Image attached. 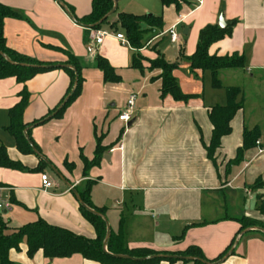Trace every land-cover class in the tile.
<instances>
[{
    "label": "crops",
    "instance_id": "crops-1",
    "mask_svg": "<svg viewBox=\"0 0 264 264\" xmlns=\"http://www.w3.org/2000/svg\"><path fill=\"white\" fill-rule=\"evenodd\" d=\"M129 1L138 3L136 12L125 10ZM113 2L116 8L107 17V24L100 30H93L75 22L90 13L91 0H0L2 5L19 15L4 20L3 32L8 48L37 61L54 63L64 62L66 57L52 48L63 49L80 63L83 79L79 97L60 118H48L45 123L28 128L29 137L38 148L32 155H21L5 130L9 122L8 111L19 101L23 85L13 78L0 80V130L7 134L4 138L0 133V146L6 148L11 160L27 169L37 167L39 160L46 164L40 172L31 173L0 168V183L6 186L0 188V204L10 206L8 210L0 209L7 232L41 219L49 225L93 239V229L81 216L74 195V192L84 191L86 183L91 181L92 204L103 208L96 202L109 201V207L114 206L120 212L114 228L111 222L108 224L116 231L120 220L123 221V238L128 249L175 253L196 246L207 260H216L209 264H264V233L258 228L239 231L235 221L248 217L264 223V216L256 210L257 196L264 197V130L256 124L253 115L250 120L245 113L247 98L243 83L257 82L264 91V0H201L197 8L183 6L179 11L162 7L158 0ZM149 11L152 12L150 15L160 17L159 23L143 27L147 31L144 39H150L154 50L135 51L115 38V34L123 35L111 27L118 13L140 16L148 15ZM219 12L228 25L233 23L231 33L212 44L208 54L243 56L242 69L219 72L220 83L227 77H238L243 81L229 86L221 83L219 89H213L211 84L210 87L223 90L224 97L226 88H240L243 108L230 122V135L221 139L215 153V167L206 158L200 138L204 144L210 139L209 108L225 103L211 93L208 97L205 95L204 83H210V74L206 76L205 72H199L197 78L193 77L188 63L180 62L179 58L180 54L187 58L194 53L199 31L207 25L217 26ZM181 25L183 36L175 34L177 40L171 42L167 31L171 28L175 31ZM98 31L110 35L96 45L94 36ZM169 48L174 50L172 56L167 54ZM155 51L168 62L179 61L173 76L184 95L197 98L187 103L174 102L169 97L160 99L159 72L129 67L134 54L153 60ZM96 55L108 61L120 82L103 81L101 72L95 68ZM24 86L29 93V103L22 117L25 123H31L51 109H59L69 79L62 70L54 69L37 75ZM130 95L136 98L131 115L133 122L126 128L117 117L124 111ZM255 103L260 104V97ZM243 127L258 129V145L243 154L241 166L225 167L241 146ZM101 136V145L107 150L99 165L92 168L87 177H82L79 156L82 154L91 160L95 140ZM65 160L74 165L71 172L64 167ZM42 174L48 177L52 188L42 187ZM258 178L263 188L251 191L249 187ZM234 190H241L242 194L247 191L253 196L250 195L247 201L244 197V200H238L230 196ZM10 198L19 205L10 204ZM107 214L106 208V219ZM199 223L205 224L189 227ZM185 227L188 229L182 241L174 244L173 237L179 236ZM227 248L228 251L232 249L231 254L217 263L226 255L221 257ZM25 250L22 243L18 252L9 251V260L13 264H99L80 255L49 260L41 252L29 260Z\"/></svg>",
    "mask_w": 264,
    "mask_h": 264
},
{
    "label": "trees",
    "instance_id": "trees-1",
    "mask_svg": "<svg viewBox=\"0 0 264 264\" xmlns=\"http://www.w3.org/2000/svg\"><path fill=\"white\" fill-rule=\"evenodd\" d=\"M162 7H173L179 11L183 6H191L188 0H158ZM113 8V0H91L90 13L80 19H75V22L85 27H90L103 19ZM71 10V9H69ZM13 10L0 3V80L13 78L18 84L23 85L19 93V101L8 111V125L5 130L13 138L15 148L21 155H32L34 149L38 150L37 146L29 137L30 126H39L47 121V119H58L62 116L66 108L74 102L81 93L83 79L81 77L82 66L78 60L69 52L59 48H52L54 51L63 54L66 60L61 63L41 62L31 59L23 54H20L7 47L3 27L4 20L8 18H18ZM106 18L101 24L95 26L93 30H100L104 24H107ZM160 22V17L154 15H133L129 13H118L116 22L111 25L115 32H121L126 38L130 48L138 51L142 48L144 35L147 31L143 27L151 26ZM233 23L225 28H219L216 25H207L198 33L197 44L194 53L185 58L180 54V60H185L188 63L189 72L193 77L197 78L198 73L208 72L210 74V84L213 89L221 87L219 72L222 70L242 69L244 67V58L237 54L230 56L209 55V47L229 36ZM120 34V33H118ZM9 61H7L5 58ZM140 55L134 54L130 61V68L133 70L143 71L145 68L141 64ZM95 68L102 74L105 83H118L120 77L115 73V70L109 65L108 61L96 55L94 58ZM149 67L146 69L149 72L157 71L159 75L157 79L160 81L159 97L164 99L171 98L174 102L187 103L189 100L197 98L195 95H184L178 85L177 80L173 76V71L179 67L178 62H168L159 54L157 58L148 62ZM54 69L62 70L69 79V86L64 98L60 102V108L51 109L42 118L31 123L23 121V112L29 103V93L25 88V84L40 74H44ZM225 105H215L207 111V119L211 126L210 139L207 144H204L200 138L201 145L205 152L206 158L216 167L215 153L220 148L221 139L230 135V122L235 114L243 108V98L241 89L238 87H228L225 89ZM66 99V100H65ZM65 101V102H64ZM118 118V117H117ZM259 131L256 128L248 129L243 127L242 143L237 148L235 158L229 161L225 167H231L234 164H240L243 160V154L252 148L256 147V142L259 139ZM32 143L30 145L28 143ZM102 137H97L95 140V149L91 160L86 159L82 154L79 158L82 163V177H87L89 171L97 167L104 155L107 147L101 145ZM45 163L39 160L37 167L27 169L17 161H13L8 157L5 147L0 146V168L19 171V172H40ZM64 167L71 172L74 168L72 163L64 161ZM93 182L88 181L84 191L78 193L79 198L88 208L94 210L104 216L105 207L97 208L90 200V193ZM0 188H6L0 183ZM263 188V183L260 178L256 179L249 187L251 191H258ZM257 212L264 216V197L258 195L256 198ZM10 204L19 205L13 198L9 199ZM79 212L85 221L92 227L94 238L88 239L83 236L76 235L66 229L47 224L41 219L35 222L25 224L8 233L7 223L0 215V264H13L9 258V251L18 252L20 245L25 244L26 257L31 260L35 255L41 252L46 259H63L69 258L72 255H80L83 259L99 264H159L160 262H168L174 264L181 262L183 264H204L198 260L208 263H213L216 260L209 261L202 254L201 250L196 246H189L184 251L169 253L156 252L147 248L128 249L122 232V220L119 222L116 231L110 229V236L106 243V251L103 250V241L106 236V224L101 217L92 214L79 205ZM239 225V231L249 228H260L264 230V223L248 217H241L235 220ZM205 223L192 224L189 227L201 226ZM185 227L179 236L172 239L174 244L182 241L184 237ZM229 248L221 255L224 256ZM169 255L180 256L185 258H195L196 261L180 260L176 258H148L150 256ZM114 256H127L133 259H119ZM219 257V258H221ZM218 260V259H217Z\"/></svg>",
    "mask_w": 264,
    "mask_h": 264
},
{
    "label": "rangeland",
    "instance_id": "rangeland-1",
    "mask_svg": "<svg viewBox=\"0 0 264 264\" xmlns=\"http://www.w3.org/2000/svg\"><path fill=\"white\" fill-rule=\"evenodd\" d=\"M152 1L156 2V0H152ZM126 6H127V9H125V10H127L128 12H136V10H137L136 8H138L139 5H138L137 2L129 1V3H126ZM150 14H152L151 11L148 12V15H150ZM145 15H147V14L145 13ZM102 27H104V26H102ZM182 27H183L182 25L181 26H177L175 31H174L175 34L178 35L179 37L183 36L182 35ZM149 40L150 39H146V38L144 39L143 46L141 48L142 50H143V48L146 49V50H154V47H151V44L149 43ZM166 44L167 43L165 42L164 45L166 46ZM173 52H174V50L173 49L171 50V48H169L168 51H167L168 56H172ZM155 54H156L155 58H157L159 53L156 52ZM140 57L142 58L141 59L142 66L147 69L149 67V63L148 62L151 61V60L150 59H146V58H144L141 55H140ZM180 62H181V60H180ZM204 75L209 76V73L205 72ZM242 81H243V79H242ZM242 81L238 77H234V78L233 77H229V78L227 77V78H224L221 81V83H222V86H229V85L240 84L239 82H242ZM243 83L245 84V98H247L246 101H245V113H247V115L250 118V120H253V118H254V120L257 122L256 124L259 127H261V129L264 130V102H263V100H264V91H262L260 89L262 85L258 84L257 82H251V84H247L246 81H243ZM204 84H205L204 92H205L206 96L209 95V93H211V94L215 95L216 97H220L221 99H223L222 102L225 103V101H224L225 97H224L223 90H213V89H211L210 83H208V82H206ZM248 97H249V99H248ZM259 97H260V104H257L258 102L255 103V101ZM251 112H253V114H251ZM250 115L251 116L253 115V118ZM0 133H1V137H4V138L7 137V134L4 131L0 130ZM239 166H241V164H237V165L234 164L231 167H239ZM48 174L51 175V177L53 178V175L51 174V172L48 171ZM262 192L264 193V189L262 190ZM250 195L253 196V194H251V193L247 194V191H245V193L242 194L241 190L240 191L234 190V192L230 193V196H232L233 198H236L238 200L239 199L240 200H244L245 199V201H247L249 199ZM242 197H244V199H242ZM108 202L109 201H105L103 203H97L96 202V204L98 206L105 207V208L108 209V214H107L106 217H107V219L109 221H107L106 218H105V220L107 222H111V224H112L111 226H112V228H114V226L116 225V222H117V219H118V215H119L120 212H117V210L114 208V206H112L110 208L109 205H108Z\"/></svg>",
    "mask_w": 264,
    "mask_h": 264
},
{
    "label": "built area",
    "instance_id": "built-area-1",
    "mask_svg": "<svg viewBox=\"0 0 264 264\" xmlns=\"http://www.w3.org/2000/svg\"><path fill=\"white\" fill-rule=\"evenodd\" d=\"M191 4V8L195 9L199 5H201V0H188ZM169 38L171 42H176L177 38L176 35L173 31V28L169 29L168 31ZM110 34L104 31H98L96 32L94 36L95 44L99 45L103 38L106 36H109ZM115 38L119 40L123 45H128L126 38L121 35V34H115ZM135 95H130L128 99L126 100L124 111L119 114L118 120L126 125L131 120V115H132V110L134 107V102H135ZM256 145H258V142H256ZM41 182H42V187L44 189H50L53 187V184L49 181L48 177L44 174L41 175ZM9 204L7 203H1L0 204V209L8 210L9 209Z\"/></svg>",
    "mask_w": 264,
    "mask_h": 264
},
{
    "label": "water",
    "instance_id": "water-1",
    "mask_svg": "<svg viewBox=\"0 0 264 264\" xmlns=\"http://www.w3.org/2000/svg\"><path fill=\"white\" fill-rule=\"evenodd\" d=\"M64 7V6H63ZM115 8H116V3L113 2V8L112 10L103 18L101 19L100 21H98L96 24H94L93 26H90L89 28L90 29H93L95 26H98L99 24H101L110 14H112L114 11H115ZM228 25V23L226 21H224V18L222 16V12H219L218 14V21H217V26L219 28H225L226 26ZM187 31H184V34H186ZM5 58V56H4ZM6 59V58H5ZM7 60V59H6ZM8 61V60H7ZM9 62V61H8ZM66 100V99H65ZM65 102V101H64ZM61 107V106H60ZM59 107V108H60ZM132 120H130L128 123H126V128H129L132 124ZM26 139L28 140V138L26 137ZM28 143L31 145V143L29 142L28 140ZM74 195L78 201V204L83 207L84 209H86L87 211H89L90 213L92 214H95V215H98L99 217H101L103 219V221L105 222L106 224V236H105V239L103 241V250L106 251V243H107V240L110 236V227H109V224L108 222L105 220V217L103 215H100L98 214L97 212H95L94 210L88 208L85 204H83V202L81 201V199L79 198L78 194L74 192ZM257 230H260L262 233H264V230L263 229H260L258 228ZM231 251H228L226 253V255L224 257H222L217 263H220L222 261H224L230 254H231ZM115 258H119V259H131V260H142V259H133V258H129L127 256H114ZM155 257H158V258H176V259H180V260H188V261H196L197 259L195 258H185V257H180V256H169V255H157V256H150L148 258H155ZM204 264H209L205 261H202V260H198Z\"/></svg>",
    "mask_w": 264,
    "mask_h": 264
}]
</instances>
